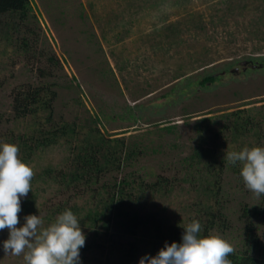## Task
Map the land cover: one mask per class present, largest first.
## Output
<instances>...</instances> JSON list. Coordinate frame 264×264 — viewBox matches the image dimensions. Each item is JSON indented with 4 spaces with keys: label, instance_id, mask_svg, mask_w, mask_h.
<instances>
[{
    "label": "rangeland",
    "instance_id": "rangeland-1",
    "mask_svg": "<svg viewBox=\"0 0 264 264\" xmlns=\"http://www.w3.org/2000/svg\"><path fill=\"white\" fill-rule=\"evenodd\" d=\"M29 5L30 20L15 32L0 16V143L18 145L20 159L34 171L17 227L26 215H39L47 226L71 210L86 237L80 264H139L165 242H181V225L193 220L201 223V235L221 236L242 250L243 207L263 210L264 195L257 199L248 191L240 166L225 164L223 156L264 146V0ZM207 76L212 81L199 83ZM42 83L56 92L51 110L16 116V91ZM38 123L72 131L26 157L19 137ZM101 138H118L110 142L118 164L98 156L105 164L98 176L85 174L67 186L80 146ZM198 146L200 157L186 161ZM211 160L216 167L224 162L218 177L206 169ZM61 170L68 174L62 184ZM123 180L144 183L135 187L134 202L123 205L143 222L133 231L115 217L107 227L95 226L87 215ZM251 220L263 243L262 216ZM7 238L8 231H0V264H24L23 255H5Z\"/></svg>",
    "mask_w": 264,
    "mask_h": 264
},
{
    "label": "clouds",
    "instance_id": "clouds-1",
    "mask_svg": "<svg viewBox=\"0 0 264 264\" xmlns=\"http://www.w3.org/2000/svg\"><path fill=\"white\" fill-rule=\"evenodd\" d=\"M14 143H0V231L7 230L3 241L5 255H23L24 264H80V249L86 237L80 221L71 210L58 214L44 226L39 215H26L22 226L18 213L21 198L31 191L34 171L20 159ZM224 160L240 166L244 187L259 199L264 195V146L228 151ZM181 242H165L156 255L145 254L139 264H231L234 247L218 235H201L202 225L193 220L186 225Z\"/></svg>",
    "mask_w": 264,
    "mask_h": 264
},
{
    "label": "trees",
    "instance_id": "trees-1",
    "mask_svg": "<svg viewBox=\"0 0 264 264\" xmlns=\"http://www.w3.org/2000/svg\"><path fill=\"white\" fill-rule=\"evenodd\" d=\"M29 12V0H0V16L5 17L3 20H9L7 22V26L13 32L18 30L20 24L25 25L27 20H30ZM13 20H18V22ZM23 46L24 48H26L27 46V42L25 40H23ZM212 79V76H207L200 80L199 83L205 84L208 81H212ZM55 95L56 92L51 89V83H42V85H37L34 87L27 86L22 90L19 89L16 91L13 98L14 114L16 116H36L42 110L50 111L52 106L51 102L55 98ZM131 116H134V114L132 113ZM170 127L171 126H166V129H170ZM226 128L228 127H222L223 130ZM67 131H72V128L70 129L67 127H60L58 128V130L50 128L45 129L43 123H38L30 134L24 136V138L22 136L19 137V145L21 149H23L21 152L24 154V156L30 157V154L35 149L51 145L52 143L56 142L58 136L67 133ZM111 141H118V138H112V140L101 138L94 144L89 145V148H86L83 145L80 146L81 148H79L74 158V170L70 173L72 178L70 179L67 186L74 183L73 181L78 180V178L83 177L85 174H91L90 176H94L95 174H97L98 176V172L104 170L105 164H109V162H116L114 160L115 150L112 149V146L110 144ZM88 142L89 140L86 139L85 144L87 145ZM201 148L202 147L199 146L196 147L194 149V153L190 155L186 159V161H194L195 159L200 157L201 152L204 151V149ZM98 156L104 160L105 164H102L100 162ZM212 160L208 162V164L206 165V169L211 170V172H214L218 177L219 174L223 171V163L225 162L226 164V161L222 162L221 164H219L220 166L216 167L213 165L218 163ZM116 164H118V162H116ZM46 173L47 172H44L43 174ZM67 176L68 174L66 171H59L57 177L59 179L58 181H60V184L65 181ZM163 179L164 180H161V183L166 184L168 180L166 181L165 178ZM136 183L131 184L127 180L119 181L116 185L118 189L114 192L115 194L108 193V197L104 198L102 201L103 204L99 205L100 209H98L99 207H97L94 210L93 214L87 215L89 221L93 222L95 226L97 222L100 221L102 226L107 227L110 217H115L117 219L119 218L118 220L120 224L127 231H133V229L136 228L139 223L143 222L142 217L139 216V214L135 211L124 210L123 205L130 204L136 199V197H133V191L136 190L135 187H137L138 191L144 184L142 181ZM161 183L159 182L158 185H160ZM217 183L218 182H215V184ZM129 186L132 187V190L126 193L125 190ZM56 208L57 210L62 211L61 208L63 207L58 206ZM243 216H245V225L243 230V234L245 236L244 248L240 251H234L233 254H230L229 259L231 260V264H264V242L260 243V241L258 240V237L256 236V233L254 231L253 222L251 220L252 217L259 216H262L264 220V209L259 210L256 207L248 209L246 207H243ZM261 254H263V256H261Z\"/></svg>",
    "mask_w": 264,
    "mask_h": 264
}]
</instances>
